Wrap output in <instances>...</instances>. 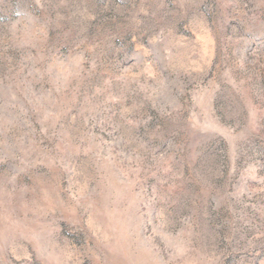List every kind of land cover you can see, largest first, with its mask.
Returning <instances> with one entry per match:
<instances>
[{
	"label": "rangeland",
	"instance_id": "rangeland-1",
	"mask_svg": "<svg viewBox=\"0 0 264 264\" xmlns=\"http://www.w3.org/2000/svg\"><path fill=\"white\" fill-rule=\"evenodd\" d=\"M0 264H264V0H0Z\"/></svg>",
	"mask_w": 264,
	"mask_h": 264
}]
</instances>
